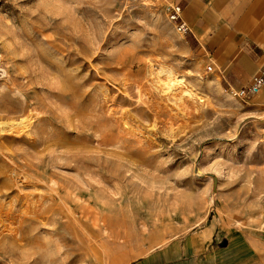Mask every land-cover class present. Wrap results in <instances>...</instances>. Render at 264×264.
<instances>
[{
  "label": "rangeland",
  "instance_id": "obj_1",
  "mask_svg": "<svg viewBox=\"0 0 264 264\" xmlns=\"http://www.w3.org/2000/svg\"><path fill=\"white\" fill-rule=\"evenodd\" d=\"M192 45L162 0H0V264H133L202 230L264 264V104Z\"/></svg>",
  "mask_w": 264,
  "mask_h": 264
},
{
  "label": "crops",
  "instance_id": "obj_2",
  "mask_svg": "<svg viewBox=\"0 0 264 264\" xmlns=\"http://www.w3.org/2000/svg\"><path fill=\"white\" fill-rule=\"evenodd\" d=\"M162 1L169 11L180 7V20L188 28L184 36L192 42L194 53L213 65L227 87L252 84L264 66V0ZM254 97L264 104V87ZM183 238H189V242L197 244L195 247L201 250L185 253L182 249L179 253V246H168L150 252L133 264H225L205 255L206 245L212 237L204 230ZM207 253L212 255L214 250Z\"/></svg>",
  "mask_w": 264,
  "mask_h": 264
},
{
  "label": "built area",
  "instance_id": "obj_3",
  "mask_svg": "<svg viewBox=\"0 0 264 264\" xmlns=\"http://www.w3.org/2000/svg\"><path fill=\"white\" fill-rule=\"evenodd\" d=\"M180 7L177 6L170 11L172 20L175 21L176 29L182 33L186 34L188 32L187 26L180 20L179 16ZM208 70L210 72H214L215 69L213 65L208 66ZM7 75V66L6 60L4 58V53L2 48L0 47V81L4 80ZM264 87V66L262 67L260 73H258L254 79L252 84L248 86H243L240 88H234L229 86L230 92L237 98L243 101H250L254 96L261 93Z\"/></svg>",
  "mask_w": 264,
  "mask_h": 264
},
{
  "label": "bare ground",
  "instance_id": "obj_4",
  "mask_svg": "<svg viewBox=\"0 0 264 264\" xmlns=\"http://www.w3.org/2000/svg\"><path fill=\"white\" fill-rule=\"evenodd\" d=\"M166 69V68H165ZM165 72L168 70H164ZM172 73V72H171ZM171 73H169V77L167 78V81L165 82V86L166 89H176V91L181 92L183 94H188L189 96H193V91L190 90V88L188 89V87L185 86V82L183 80L182 77H178L175 75H172ZM167 75V74H166ZM157 76V75H156ZM184 77V76H183ZM210 82V81H209ZM162 86V85H161ZM176 94V93H175ZM174 96V95H173ZM172 96V97H173ZM176 96V95H175ZM182 96V95H181ZM180 96V97H181ZM195 96V95H194ZM176 98V97H174ZM11 126V124L9 125ZM5 124L1 125L0 130L3 131L5 130ZM8 127V126H7Z\"/></svg>",
  "mask_w": 264,
  "mask_h": 264
}]
</instances>
